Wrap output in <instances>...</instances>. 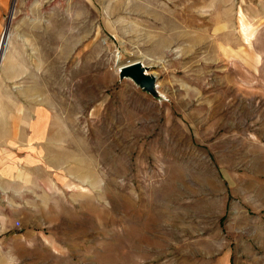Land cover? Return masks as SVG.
I'll return each instance as SVG.
<instances>
[{"label": "rangeland", "instance_id": "1", "mask_svg": "<svg viewBox=\"0 0 264 264\" xmlns=\"http://www.w3.org/2000/svg\"><path fill=\"white\" fill-rule=\"evenodd\" d=\"M0 9V119L42 111L59 166L0 264H264V0Z\"/></svg>", "mask_w": 264, "mask_h": 264}, {"label": "crops", "instance_id": "2", "mask_svg": "<svg viewBox=\"0 0 264 264\" xmlns=\"http://www.w3.org/2000/svg\"><path fill=\"white\" fill-rule=\"evenodd\" d=\"M42 113L35 112L33 120L28 116L23 121L0 119V244L26 241L38 232L26 226V213L35 207L37 187L58 183L55 171L59 166L48 154H42L50 152V139L55 137L49 124L43 123ZM41 221L40 217L35 220L38 224ZM18 222L24 227L17 226Z\"/></svg>", "mask_w": 264, "mask_h": 264}, {"label": "water", "instance_id": "3", "mask_svg": "<svg viewBox=\"0 0 264 264\" xmlns=\"http://www.w3.org/2000/svg\"><path fill=\"white\" fill-rule=\"evenodd\" d=\"M121 75L132 77L135 82L145 86L147 89L154 88L155 78L151 74H146L145 66L137 59L132 58L125 60L121 68Z\"/></svg>", "mask_w": 264, "mask_h": 264}, {"label": "bare ground", "instance_id": "4", "mask_svg": "<svg viewBox=\"0 0 264 264\" xmlns=\"http://www.w3.org/2000/svg\"><path fill=\"white\" fill-rule=\"evenodd\" d=\"M8 39L6 40V38L4 39V41H3V45H2V52H3V55H4V53L6 52V48H7V46H8ZM2 55V56H3ZM2 58V57H1ZM141 62V61H140ZM125 63V62H124ZM124 63L123 64H121L120 65V67H119V72H121V68H122V66L124 65ZM142 63V62H141ZM143 64V63H142ZM146 74H150L148 71H146ZM154 78H155V76L154 75H152ZM156 86H158V84L157 85H155L154 84V87H156Z\"/></svg>", "mask_w": 264, "mask_h": 264}]
</instances>
